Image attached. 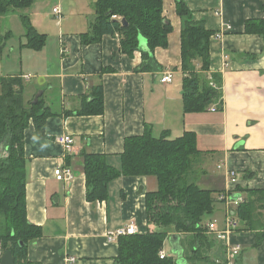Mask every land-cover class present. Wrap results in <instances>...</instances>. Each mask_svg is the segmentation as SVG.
<instances>
[{
    "label": "crops",
    "instance_id": "crops-1",
    "mask_svg": "<svg viewBox=\"0 0 264 264\" xmlns=\"http://www.w3.org/2000/svg\"><path fill=\"white\" fill-rule=\"evenodd\" d=\"M96 1L33 0L27 10L10 12L28 14L37 30L47 36L39 50L40 73L25 76L37 83L25 87L26 100L43 89V104L53 112L44 136L37 135L33 122L25 130L27 216L43 229V236L28 247V259L34 264H120L119 241L108 242V232L132 220L139 233L147 231L146 194L157 189V179L121 176L110 182L107 200L90 202L81 156L82 152L103 153L110 165L121 169L125 139L143 134L146 127L156 137L167 131L172 139L195 132L201 155L192 177L202 189L239 193L242 198L246 189L264 188V35L248 33L245 27L247 21L264 19V0H185L193 20L202 21L213 32L209 66L201 70L199 63L197 73L217 74L222 85L221 100L201 112L187 113L181 68L184 20L177 14V0H164L172 31L168 46L154 52L157 70L140 69L144 38L140 39L141 50L132 56L122 52L118 35L84 42L96 17ZM57 6L61 16L51 21ZM169 70L174 80L164 84L161 77ZM40 79L45 80L43 84ZM98 86L103 88L104 112L79 114L83 99L90 101ZM65 133L74 138L72 154L65 153L56 141ZM210 159L215 160L216 169L209 171ZM61 165L73 169L72 181L56 179L54 170ZM231 170L237 172L236 183L227 175ZM237 206L219 200L204 223L215 222L224 229L228 210L238 222ZM208 235L215 243L207 252L208 262L188 257L183 247L182 261L172 253V246L168 252L165 244L164 250L176 264H219L220 260L223 264L228 260V242ZM255 239L254 231L233 230L228 241L232 246L242 245L233 264H264V242L255 246Z\"/></svg>",
    "mask_w": 264,
    "mask_h": 264
},
{
    "label": "trees",
    "instance_id": "trees-1",
    "mask_svg": "<svg viewBox=\"0 0 264 264\" xmlns=\"http://www.w3.org/2000/svg\"><path fill=\"white\" fill-rule=\"evenodd\" d=\"M32 5L33 0H0V16L25 11ZM176 11L184 20L181 35L184 112H201L222 97L220 76L197 73L199 63L201 70L209 66L213 32L202 21L193 20L185 0L176 1ZM95 13L90 37L86 35L84 42L98 41L107 34L118 35L122 52L132 56L141 50L140 39L144 38L148 50H142L140 69L159 68L154 52L157 47L168 46L172 31L164 14V0H97ZM21 21L26 38L21 47L43 49L46 34L37 30L28 14L22 13ZM245 27L248 33L264 35V19L247 21ZM11 37V30L0 34V55ZM23 79L22 75L0 76V253L2 256L10 250L15 264H34L28 259V247L43 236V229L27 216L25 130L33 122L37 135L44 136L46 121L53 112L43 104L44 94L37 103L33 101L35 96L26 100ZM92 95L90 101L83 99L79 114L104 112L103 88H94ZM200 155L195 132L187 131L172 139L167 131L156 137L148 127L143 134L125 139L121 169L110 165L106 154L81 153L90 202L107 200L110 182L121 176L157 179V189L146 194L148 231L119 238L120 264H176L170 255L160 257L166 240L176 233L185 236L180 241L188 257L209 258L207 252L215 243L208 235L204 218L214 211L221 191L216 196L213 190L198 186L192 177ZM242 199L236 207L235 229L254 231L255 246H260L264 242V188L246 189ZM223 264H227V258Z\"/></svg>",
    "mask_w": 264,
    "mask_h": 264
},
{
    "label": "built area",
    "instance_id": "built-area-1",
    "mask_svg": "<svg viewBox=\"0 0 264 264\" xmlns=\"http://www.w3.org/2000/svg\"><path fill=\"white\" fill-rule=\"evenodd\" d=\"M53 13L56 16H61V10L60 8L54 7L53 8ZM219 37H221V34H217ZM174 80V72L171 70L166 71L163 76L161 77V82L164 84H170L172 83V81ZM56 141L58 144H60L65 153L67 154H72L74 153V138L72 135L70 134H61L58 135L56 138ZM54 175L56 177L57 180L60 181H64V182H70L75 178V173L73 171V169L69 166H58L55 168L54 170ZM227 175L230 178V181L233 183L237 182V172L235 170H231L229 172H227ZM232 196V193L227 194V193H223L221 192L218 195V199L220 201H226L229 204H232V202H234L236 205H239L243 199L241 198V196L235 200V199H230ZM231 210L227 211V218H226V222H225V227L224 229H220L217 228V225L215 222H208L207 224H205L206 228H208V233L210 234H215L217 239L220 240H224L226 242H228L227 246V264H233L235 261V257H237V255H239V253L242 250V245L240 243H236L233 246L230 244V242L228 241L230 234L233 232V230L235 229V226L237 224L236 218L234 216V213L230 212ZM139 230L136 226V222L134 220H132L129 224L122 226L120 228H118L117 230L114 231H110L107 234V241L108 242H117L119 240V238L121 236H126V235H135L138 234ZM168 256L167 252L162 249L160 251V257L161 258H166ZM1 253H0V260H1ZM75 258H72V261H74Z\"/></svg>",
    "mask_w": 264,
    "mask_h": 264
},
{
    "label": "rangeland",
    "instance_id": "rangeland-1",
    "mask_svg": "<svg viewBox=\"0 0 264 264\" xmlns=\"http://www.w3.org/2000/svg\"><path fill=\"white\" fill-rule=\"evenodd\" d=\"M52 11V7L50 8ZM21 12V11H16ZM16 13H10L9 15L0 16V34H5L6 31H12V37L7 41L3 53L0 55V76H7V75H22L24 76V85L25 87L28 86H37L36 80L33 78L31 81L26 79V75L34 77L33 75L40 73L38 57L40 56L39 51H35L33 49L21 47V43L26 41L25 38V29L21 21V16ZM58 16H53L51 13V21H58ZM37 52V53H36ZM31 79V78H30ZM2 91L1 83H0V93ZM204 157L201 158V160ZM214 159L207 160L209 167L208 170L210 171L211 168L215 167L216 169V162ZM202 162V161H201ZM198 167L196 168V170ZM217 191H214L216 194ZM217 196V194H216ZM222 215L219 213V217ZM210 214L206 215V218H209ZM211 217V216H210ZM219 219V218H218ZM224 220V219H223ZM148 231V229H147ZM146 231V232H147ZM145 233V232H144ZM166 251H171V244L167 239L166 242ZM30 246V245H29ZM198 260V259H197ZM208 258L205 260H201L202 262L207 261Z\"/></svg>",
    "mask_w": 264,
    "mask_h": 264
},
{
    "label": "water",
    "instance_id": "water-1",
    "mask_svg": "<svg viewBox=\"0 0 264 264\" xmlns=\"http://www.w3.org/2000/svg\"><path fill=\"white\" fill-rule=\"evenodd\" d=\"M123 25H127V21L124 19L123 21ZM145 47L142 48V50H148V46H147V42H145ZM146 48V49H145ZM44 79H40L39 80V84H43L44 83ZM44 94V90L43 89H40L38 90V92L36 93L35 97H34V102L37 103L39 98ZM241 195L239 193H233L231 198L230 199H235L237 200ZM181 237L179 236V234H172L170 237H169V242L172 246V253L177 255V258L179 259V261H182L183 258L182 255H183V248H182V245L180 243V239ZM21 245H23L22 242H20ZM0 264H15V261H14V257H13V254L10 250H7L5 251L3 254H2V257H1V260H0Z\"/></svg>",
    "mask_w": 264,
    "mask_h": 264
}]
</instances>
